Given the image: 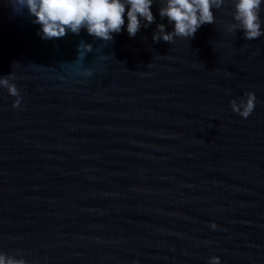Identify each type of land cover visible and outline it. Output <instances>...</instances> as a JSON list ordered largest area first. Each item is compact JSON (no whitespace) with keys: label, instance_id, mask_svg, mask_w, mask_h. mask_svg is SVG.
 Returning a JSON list of instances; mask_svg holds the SVG:
<instances>
[{"label":"water","instance_id":"water-1","mask_svg":"<svg viewBox=\"0 0 264 264\" xmlns=\"http://www.w3.org/2000/svg\"><path fill=\"white\" fill-rule=\"evenodd\" d=\"M155 22L42 39L0 0V251L27 264H264V36L234 5L171 43ZM264 27V4L261 10ZM91 44V51L79 49ZM81 54L79 55V52ZM87 70L91 75H86ZM247 92L254 111L230 102ZM216 228L210 227L211 223Z\"/></svg>","mask_w":264,"mask_h":264},{"label":"clouds","instance_id":"clouds-1","mask_svg":"<svg viewBox=\"0 0 264 264\" xmlns=\"http://www.w3.org/2000/svg\"><path fill=\"white\" fill-rule=\"evenodd\" d=\"M154 0H11L13 8L22 12L26 7L28 14L35 19L34 24L40 25L38 33L42 39H60L72 32L79 34L82 29L102 41L113 40V34L120 33L126 23L129 37H135L140 31L142 22L148 27L155 22L151 11ZM226 0H161L159 15L167 18L174 25L172 31H166L164 23H158L153 33V41L171 43L177 37L193 38L195 33L205 24H214L213 9H220ZM234 5L233 22L226 27L228 33L242 30L246 40H255L264 36L261 10L264 0H231ZM126 17V21H125ZM79 49L91 51L92 45L81 43ZM81 51L79 52V55ZM86 75H91L87 70ZM16 79L13 73L0 76V87L16 97L13 108L21 104L19 89L13 83ZM231 109L242 118H247L255 109L256 96L247 92L239 100L233 99ZM210 227L215 229L213 222ZM218 256H211L209 264H219ZM0 264H27L23 257H14L0 251Z\"/></svg>","mask_w":264,"mask_h":264}]
</instances>
